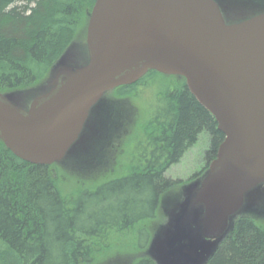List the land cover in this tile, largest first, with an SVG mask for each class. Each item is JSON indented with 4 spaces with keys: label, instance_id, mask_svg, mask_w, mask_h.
I'll return each instance as SVG.
<instances>
[{
    "label": "water",
    "instance_id": "obj_1",
    "mask_svg": "<svg viewBox=\"0 0 264 264\" xmlns=\"http://www.w3.org/2000/svg\"><path fill=\"white\" fill-rule=\"evenodd\" d=\"M151 70L183 77L224 136L164 212L149 256L206 264L238 216L264 207V10L230 0H94L84 40H72L42 82L0 92V140L28 163L59 161L106 93Z\"/></svg>",
    "mask_w": 264,
    "mask_h": 264
},
{
    "label": "trees",
    "instance_id": "obj_2",
    "mask_svg": "<svg viewBox=\"0 0 264 264\" xmlns=\"http://www.w3.org/2000/svg\"><path fill=\"white\" fill-rule=\"evenodd\" d=\"M93 2L0 0V92L41 81L72 40L84 39L77 35ZM155 74L148 71L111 91L129 94ZM163 95L154 124L158 134L146 138L151 149L143 163L73 199L59 189L56 163H28L0 140V264H89L103 234L129 229L155 215L163 192L178 183L166 178L165 170L202 131L209 137V163L224 136L214 117L185 84ZM251 216L235 219L206 264H264V227ZM136 264L152 263L144 258Z\"/></svg>",
    "mask_w": 264,
    "mask_h": 264
},
{
    "label": "rangeland",
    "instance_id": "obj_3",
    "mask_svg": "<svg viewBox=\"0 0 264 264\" xmlns=\"http://www.w3.org/2000/svg\"><path fill=\"white\" fill-rule=\"evenodd\" d=\"M230 1L249 10L264 9V0ZM89 12L85 14L86 19ZM85 29L86 23L77 36L84 38ZM183 84L184 79L179 76L155 74L129 94L122 96L116 90L107 93L95 107L91 123L77 147L54 164L63 196L73 199L81 191L122 176L131 171L134 165L143 163L141 161L149 156L151 149L146 138L158 134L154 124L157 111L161 108L160 100L165 97L163 94H172ZM208 146L209 137L202 131L195 144L165 170L164 176L178 183L163 192L155 215L129 229L103 234L101 244L89 264H136L144 258L154 264L149 256L151 240L165 221L164 212L169 210L172 201L178 199L182 186L193 181V176L207 166L205 151ZM251 217L264 227V207Z\"/></svg>",
    "mask_w": 264,
    "mask_h": 264
}]
</instances>
